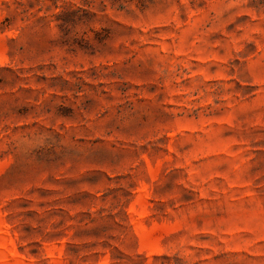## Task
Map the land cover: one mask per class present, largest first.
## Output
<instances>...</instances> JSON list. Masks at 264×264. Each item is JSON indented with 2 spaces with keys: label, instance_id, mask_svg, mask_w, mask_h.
Segmentation results:
<instances>
[{
  "label": "rangeland",
  "instance_id": "obj_1",
  "mask_svg": "<svg viewBox=\"0 0 264 264\" xmlns=\"http://www.w3.org/2000/svg\"><path fill=\"white\" fill-rule=\"evenodd\" d=\"M0 264H264V0H0Z\"/></svg>",
  "mask_w": 264,
  "mask_h": 264
}]
</instances>
